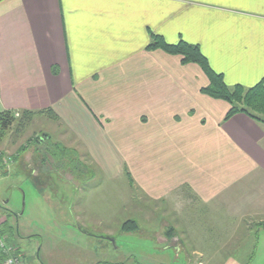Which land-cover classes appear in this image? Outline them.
<instances>
[{"label":"crops","instance_id":"1","mask_svg":"<svg viewBox=\"0 0 264 264\" xmlns=\"http://www.w3.org/2000/svg\"><path fill=\"white\" fill-rule=\"evenodd\" d=\"M152 34L198 44L229 85L264 79V0H2L0 112H55L61 140L82 144L104 174L95 143L105 144L151 220L167 201L173 233L216 240L196 255L236 238L257 240L264 259V123L224 120L230 104L202 92L201 66L149 50Z\"/></svg>","mask_w":264,"mask_h":264},{"label":"rangeland","instance_id":"2","mask_svg":"<svg viewBox=\"0 0 264 264\" xmlns=\"http://www.w3.org/2000/svg\"><path fill=\"white\" fill-rule=\"evenodd\" d=\"M20 114L15 112L17 117ZM16 126L0 135V224L9 217L7 244L20 248L25 264H71L79 251L83 264H200L201 258L205 264L264 262L259 242L254 240L251 248L249 239L218 240L225 245L219 254L196 255L194 250L214 252L216 240L196 235L198 239H183L181 233H173L178 223L162 215L168 211L167 201L156 202L157 214L151 220L146 195L127 172L119 174L124 164L117 155L105 144L95 143L104 174L82 144L61 140L65 132L55 112H36L23 128ZM53 141L68 150L66 160L60 161L70 163L73 176L57 162L53 168L51 162L42 169L35 165L37 155L47 153ZM69 159L76 162V170ZM128 219L135 221L137 230L122 231ZM245 246L248 253L239 255Z\"/></svg>","mask_w":264,"mask_h":264},{"label":"trees","instance_id":"3","mask_svg":"<svg viewBox=\"0 0 264 264\" xmlns=\"http://www.w3.org/2000/svg\"><path fill=\"white\" fill-rule=\"evenodd\" d=\"M151 37V42L147 47L149 50L162 49L169 54L181 56L182 63L184 64L196 63L201 66L209 79V84L202 88V92L211 98L224 100L230 104V109L224 120L230 119L237 113H245L252 119L264 123V79L251 87H246L242 84L229 85L226 83L224 75L213 69L208 58L202 52L198 44L190 43L184 39L180 40L178 43L172 44L168 43L163 36L157 34H152ZM20 113V116L17 117L15 112H0V135L15 123L17 124V128H23L24 124L29 121L30 117L36 112L23 111ZM42 140L43 139L40 138V142ZM58 143L59 142L53 141L51 145L48 146L47 153L41 154L42 157L38 154L35 159V165L37 168L39 167L42 169L48 162H51L53 168V163L57 162L55 163L56 166L65 170L69 168L71 173H73V170L70 168L71 166H69L70 163L67 164V162H62V160H66V153L68 150ZM60 158L62 159L61 161ZM68 161L71 162L73 169L76 170V162H72L71 159ZM25 168H29V165ZM54 171L56 172L57 170ZM32 173L34 172L30 174ZM40 173L43 174L46 172L42 171ZM8 224L9 217L4 224H0V237H6V228ZM121 229L123 232L135 231L137 230V225L133 219H128L123 223ZM82 230L89 232V230L84 228H82ZM17 252H21L20 248H17Z\"/></svg>","mask_w":264,"mask_h":264},{"label":"built area","instance_id":"4","mask_svg":"<svg viewBox=\"0 0 264 264\" xmlns=\"http://www.w3.org/2000/svg\"><path fill=\"white\" fill-rule=\"evenodd\" d=\"M21 253L7 244L5 236L0 237V264H25Z\"/></svg>","mask_w":264,"mask_h":264}]
</instances>
